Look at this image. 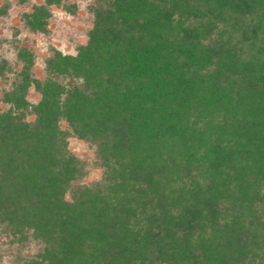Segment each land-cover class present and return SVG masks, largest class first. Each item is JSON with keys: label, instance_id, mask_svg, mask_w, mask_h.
Masks as SVG:
<instances>
[{"label": "trees", "instance_id": "trees-1", "mask_svg": "<svg viewBox=\"0 0 264 264\" xmlns=\"http://www.w3.org/2000/svg\"><path fill=\"white\" fill-rule=\"evenodd\" d=\"M98 2L76 55L54 51L41 81L22 48L19 78L0 92V231L41 245L21 264H264V0ZM49 16L35 6L23 18L46 32ZM202 112L206 134L188 133L183 114ZM61 121L97 141L105 169L71 202L77 159ZM175 137L203 149L205 169L187 164L201 183L172 188Z\"/></svg>", "mask_w": 264, "mask_h": 264}, {"label": "rangeland", "instance_id": "rangeland-1", "mask_svg": "<svg viewBox=\"0 0 264 264\" xmlns=\"http://www.w3.org/2000/svg\"><path fill=\"white\" fill-rule=\"evenodd\" d=\"M98 3V0H58V4L47 5L46 0H0V7L4 5L8 7L7 14L0 17V60H5L8 63L4 76L0 77V92L11 90L13 82L19 78L18 74L21 72L23 64L19 61L17 54L22 48L27 50L32 58L30 77L41 81L46 78V60L54 54V51L65 56L76 55L77 49L87 44L89 32L94 27ZM35 6H44L49 11L46 32H31L25 26L23 15L31 13ZM178 13L183 14L182 12ZM185 18L183 15L181 20L186 25L189 22L185 21ZM177 36L182 38L181 33ZM26 99L31 105L40 101L41 95L33 85L29 87ZM7 109L8 106L0 102V111ZM200 114L201 119L194 114L189 119L190 115L183 114V122L188 123V128H186L188 133L192 132L196 136L202 135L201 133L206 134L207 128L204 129V124L201 123L205 119L203 118L205 112ZM26 118L28 122H32L35 116L29 114ZM194 120L196 125L192 124ZM60 129L69 133L66 137L67 151L77 159L78 173L64 194V199L71 202L73 190L90 187L100 182L105 169L100 165L97 141L78 138L64 121L60 122ZM169 141L172 144V151L176 152L178 158L181 157L182 150L184 155L180 158L177 167L181 170H178L175 177H171L172 188L181 189L195 181L201 183L202 177L196 173V170L189 167L192 164L203 169L206 168V164L201 163L203 149L191 143L190 146L184 145L181 148L179 145L181 142L176 137ZM137 151L139 150L134 153L120 152L113 162L126 165V161L133 157L132 154L137 156ZM188 163H190L189 166ZM10 240L11 238L6 237L0 231V264H21L24 259L34 257L41 248V245L31 238L21 246L12 244Z\"/></svg>", "mask_w": 264, "mask_h": 264}]
</instances>
